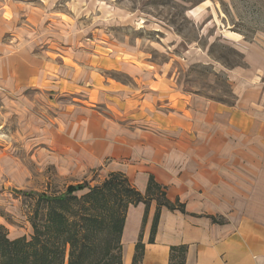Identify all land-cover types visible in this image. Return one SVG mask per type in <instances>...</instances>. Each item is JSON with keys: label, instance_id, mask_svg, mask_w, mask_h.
<instances>
[{"label": "crops", "instance_id": "0c3cea01", "mask_svg": "<svg viewBox=\"0 0 264 264\" xmlns=\"http://www.w3.org/2000/svg\"><path fill=\"white\" fill-rule=\"evenodd\" d=\"M242 55L246 68L228 71L229 81L250 75L249 83L255 77L260 84L252 86L253 98L239 96L234 105L178 90L169 63L122 60L117 69L135 83L90 68L78 100L76 68L33 58L0 33V104L17 117L23 151L37 171L0 148V180L27 187L49 168L59 180L87 181L103 168L143 194L152 176L184 213L162 208L150 244L155 202L144 225L145 206L129 207L121 264H132L139 237L141 264H168L169 249L182 245L185 264H264V51L249 45Z\"/></svg>", "mask_w": 264, "mask_h": 264}, {"label": "rangeland", "instance_id": "374dc122", "mask_svg": "<svg viewBox=\"0 0 264 264\" xmlns=\"http://www.w3.org/2000/svg\"><path fill=\"white\" fill-rule=\"evenodd\" d=\"M0 33L33 58L76 68L82 88L78 100L84 99L88 87L80 81L90 68L105 79L135 83L117 69L122 60L169 63L167 75L178 90L234 105L239 96L253 98L252 86L260 84L255 77L249 83L250 75L231 83L227 72L246 68L242 54L249 45L264 51V0H0ZM6 147L19 164L37 172L23 151L17 117L0 104V148ZM104 172L95 168L87 181L67 182L47 168L27 187L0 180V227L10 240L30 239L28 219L36 197L28 194L58 196L68 188H93L107 178ZM90 237L100 249L110 240L101 224Z\"/></svg>", "mask_w": 264, "mask_h": 264}, {"label": "trees", "instance_id": "16d2710c", "mask_svg": "<svg viewBox=\"0 0 264 264\" xmlns=\"http://www.w3.org/2000/svg\"><path fill=\"white\" fill-rule=\"evenodd\" d=\"M84 187L68 188L58 196L28 194L36 197V207L28 219L33 234L28 240H10L0 227V264H121L120 241L129 207L145 206L144 225L149 206L155 202L150 244L162 208L184 213L183 205L168 201L166 188L152 176L143 194L121 173L109 174L101 185L89 188L80 197L74 195ZM95 224H101L103 233L110 238L105 248L100 249L90 237ZM144 248L139 237L132 264H141ZM186 254V246L171 247L168 264H185Z\"/></svg>", "mask_w": 264, "mask_h": 264}]
</instances>
